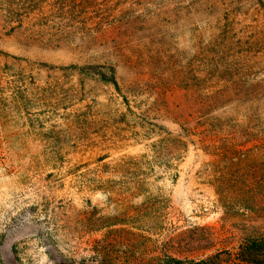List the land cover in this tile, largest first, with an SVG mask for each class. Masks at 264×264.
<instances>
[{
  "label": "rangeland",
  "instance_id": "rangeland-1",
  "mask_svg": "<svg viewBox=\"0 0 264 264\" xmlns=\"http://www.w3.org/2000/svg\"><path fill=\"white\" fill-rule=\"evenodd\" d=\"M262 207L264 0H0V264H253Z\"/></svg>",
  "mask_w": 264,
  "mask_h": 264
},
{
  "label": "trees",
  "instance_id": "trees-1",
  "mask_svg": "<svg viewBox=\"0 0 264 264\" xmlns=\"http://www.w3.org/2000/svg\"><path fill=\"white\" fill-rule=\"evenodd\" d=\"M68 2L71 7L76 4L77 0H64ZM92 35V33H91ZM95 69L98 71L100 76L103 77L104 81L118 84L117 81V67L115 65H89L88 67L81 68V71H87L88 69ZM89 73V72H88ZM97 73V72H96ZM250 206H248L249 208ZM250 209V208H249ZM262 210L264 207L261 208ZM243 259L249 263L253 264H264V238L259 240H249L246 246L243 247L241 251ZM168 264H213L208 260L194 261V260H183L175 256L170 255L167 260Z\"/></svg>",
  "mask_w": 264,
  "mask_h": 264
}]
</instances>
